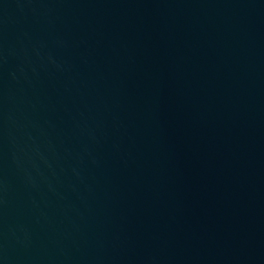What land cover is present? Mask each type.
<instances>
[{
  "label": "water",
  "instance_id": "water-1",
  "mask_svg": "<svg viewBox=\"0 0 264 264\" xmlns=\"http://www.w3.org/2000/svg\"><path fill=\"white\" fill-rule=\"evenodd\" d=\"M0 264H264V0H0Z\"/></svg>",
  "mask_w": 264,
  "mask_h": 264
}]
</instances>
